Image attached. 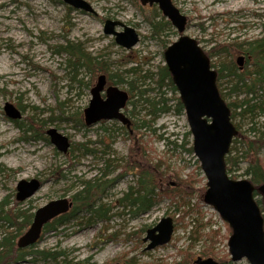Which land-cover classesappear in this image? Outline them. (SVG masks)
<instances>
[{
  "label": "rangeland",
  "instance_id": "rangeland-1",
  "mask_svg": "<svg viewBox=\"0 0 264 264\" xmlns=\"http://www.w3.org/2000/svg\"><path fill=\"white\" fill-rule=\"evenodd\" d=\"M85 1L93 4L98 16L70 9L64 0H0V212L1 205L5 204L4 213L14 210L34 215L52 201L63 198L71 201L81 181L101 177L106 161L116 160L118 168L107 178L113 183L101 197L111 210L110 220L91 224L82 220V225L81 221L74 222L59 231L48 232L28 252L65 253L63 259L68 264H174L184 259L193 264L199 257L213 258L223 264L231 261L230 227L214 208L204 203L199 192L191 194L179 211L176 201L165 197H160V202L149 213L136 217L119 207L118 201L130 186L137 184V176L126 164L133 139L119 122L83 127L76 119L85 124L84 111L91 101V89L102 74L116 75L114 81H118V76L126 82L140 78L143 82L140 87L154 88L159 68L165 66L164 53L179 35L172 24L161 35L152 32V26L159 24L155 16V11L159 12L157 6L143 7L139 0ZM172 1L188 20L186 35L194 38L205 53L232 43L235 37L249 42L264 35V0ZM107 20L136 29L140 43L130 51L123 49L114 37L105 34ZM117 30L124 31L123 28ZM67 44L80 47L89 57L88 66H74V61L63 50ZM209 58L218 71L224 63H236L239 56L213 54ZM230 80L222 81L226 102L241 103L244 96L231 93L234 85ZM119 86L129 89L127 85ZM259 96L258 104L264 102V91ZM178 97L179 93L176 96L170 93L169 105H176ZM8 103L22 112V120L18 122L26 124V120L31 119L34 129H20L16 121L10 120L4 111ZM143 109H137L136 117L126 112L132 123L144 118ZM62 113L65 118L75 120H64ZM234 123L241 134L252 139L254 134L249 130L254 123H257L258 131L264 132V114L256 117L254 122L248 116H237ZM51 128L69 139L71 149L68 154L58 152L50 142L47 131ZM187 132L186 113L172 110L160 116L153 128L139 131L136 140L141 139L146 144L151 159L162 161L163 171L183 183L192 184L193 181L194 188L199 191L207 186L200 163L180 147ZM173 141L178 146L168 147L167 143ZM237 148L239 152H234L233 157L240 158L239 165H229L228 169H232L229 175L238 181L251 182L246 176L250 159L247 162L244 156L241 159V144ZM259 158L264 161V149ZM32 179L43 183L41 191L26 202H18V184ZM171 179L170 183H175ZM253 185L255 200L264 215L263 195L257 191L259 186ZM186 212L189 214L185 220L178 221ZM166 217H171L175 223L172 241L147 251L148 243H144L147 231ZM17 229V225L13 227L0 221V242ZM28 229L23 230L16 243ZM211 235L215 241L212 249L207 238ZM30 259L26 258L22 264H29ZM37 264L53 263L39 259ZM231 264L250 263L244 259L231 261Z\"/></svg>",
  "mask_w": 264,
  "mask_h": 264
},
{
  "label": "water",
  "instance_id": "water-1",
  "mask_svg": "<svg viewBox=\"0 0 264 264\" xmlns=\"http://www.w3.org/2000/svg\"><path fill=\"white\" fill-rule=\"evenodd\" d=\"M75 10L95 15L93 7L85 0H64ZM143 6L158 5L181 36L165 52L167 68L173 78L185 109L189 130L193 138V151L200 162L201 170L207 181L204 203L214 208L222 220L232 230L228 242L232 262L246 259L250 264H264V215L255 200V187L248 180H233L228 175L226 158L228 157L238 131L232 123V112L222 97L217 85L218 74L211 68V63L198 42L185 35L187 18L181 14L172 0H140ZM123 27L119 33L116 27ZM106 35L116 37V42L123 48L132 49L139 42L135 30L119 22L107 21ZM243 67L244 58L237 60ZM107 79L101 76L92 89V100L84 111L86 127L101 122L116 121L131 129L132 122L125 114L130 99L127 92L117 87L106 91L102 98ZM5 115L12 121L22 120V112L8 103ZM50 142L58 152L68 154L71 149L69 139L57 129L47 131ZM43 185L40 180L21 181L17 186L18 202L23 203L33 198ZM264 198V184L258 188ZM72 201L63 198L52 201L36 211L30 229L19 239V249H27L39 244L46 225L63 216L72 209ZM175 223L171 217L162 219L159 224L147 231L144 243L147 251H152L172 241ZM83 264V263H72ZM194 264H220L213 258H198Z\"/></svg>",
  "mask_w": 264,
  "mask_h": 264
},
{
  "label": "trees",
  "instance_id": "trees-1",
  "mask_svg": "<svg viewBox=\"0 0 264 264\" xmlns=\"http://www.w3.org/2000/svg\"><path fill=\"white\" fill-rule=\"evenodd\" d=\"M157 27L164 30L170 29L171 24L166 22L165 24H158ZM232 41L233 42L230 44L215 47L211 52L206 54L209 57L213 56V54L215 56H246L247 67L242 70V72L239 71V67L235 62L231 61L228 64L224 63L218 70L217 85L222 97L226 100L222 91V81L227 78L233 80L234 86L232 87L231 93L234 92L238 95H243L244 98L241 103H228L232 112V120L234 121L237 116H248V118L254 122L255 118L261 116L262 112H264L262 107L264 102L261 101L260 104L257 102L261 98L259 93L264 91V58L262 59L260 56L257 57V51L260 48H264V38L262 40L246 42L241 41V37H235ZM247 46L250 48L245 49ZM63 50L74 61L75 67L82 66V64L88 66L89 57L84 54L80 47L67 44ZM211 65L212 68H215L213 64ZM115 77L117 76H109V83L112 82L114 85H127L129 87L130 101L128 106L132 107L130 115L136 117L137 109L139 107H143L145 112V116L141 121L132 123L131 130H128L126 127L123 128L125 130L127 129V135L133 139V144L130 148L126 164L127 169L131 170L132 173L137 176V184L136 186H130L129 191L118 201L119 207H124L132 216L136 217L143 213H149L160 202V197L169 199L173 198L176 201L175 204L178 207V211L181 207L186 205V199L191 194L193 195L195 192H199L202 198L207 190L206 186L197 191L194 188L193 181L192 184H188L183 183L178 177H176V179L171 177L168 172L162 170V161L155 162L149 157L146 144H144L141 139L139 141L136 140L139 131L153 128L160 116L171 111L168 95L172 93L176 96L177 88L173 83V78L167 66L159 68L154 88L151 86H147L146 88L140 87L139 84L143 86V82L140 81V78L126 82L121 76H118V81H114ZM148 77L149 76H147V78ZM176 107L177 112H184V107L179 98H176ZM62 115L64 116V120L68 122L72 120V117H66L68 118L66 119L65 113H62ZM77 120L78 119H76L77 124L85 127V124L82 123L81 119L79 121ZM32 121L33 120L28 119L26 120V124H21L16 121V125L20 129L27 127L28 129L26 131H29L34 129ZM52 121L53 120H51V122ZM254 125L255 126L249 130L250 134H254L253 139L250 138L249 135L244 136L239 132L238 136L233 141L229 156L226 158V163L227 167L231 164H233V166L239 165L240 158L233 157V153L239 152L237 145L241 144L243 149L241 159L243 158L242 156L246 158V162L250 159L246 176L250 177L253 184L260 187L264 184V161L259 158L261 150L264 149V132H260L256 129L257 123H254ZM257 133H259V135H257ZM191 139V133L187 132L180 147L184 149L185 152L194 155ZM169 145L178 146L176 141L167 143L168 147ZM82 147H84V145H82ZM75 149L72 150L75 151ZM86 151L88 153H93V151H89L88 149H86ZM116 162V160L106 161L101 177H95L88 181H81L78 185V191L72 196V209L69 213L60 216L53 222L49 223L44 229V234L51 231H59L74 222L81 221L80 223L82 225V220H85L86 224L109 221V213L111 210L102 202L101 197L113 183V180L107 178L118 168ZM119 162H122V160H119ZM228 173L231 174L232 169H228ZM232 178L236 179L235 177ZM170 179L174 180L175 183H170ZM4 205H1L2 210L0 212V221H5L13 227L17 225L18 229L15 233H9V235H6L0 242V264H22L25 262L26 258H31L29 264H37L39 259L53 264H61V262L63 264H68V262L63 259L66 257L65 253L52 252L51 250L28 252L19 249L16 239L25 228L31 226L34 215H27L26 213L19 211L14 212V210L4 213ZM188 214L189 212L183 213L178 221H184ZM18 220L22 221L18 223ZM228 230L231 232L230 228ZM207 238L211 241L210 249H212L215 241L213 240L212 235L207 236ZM174 264L190 263L187 259H184L181 262H176ZM224 264H231V261L228 260Z\"/></svg>",
  "mask_w": 264,
  "mask_h": 264
},
{
  "label": "bare ground",
  "instance_id": "bare-ground-1",
  "mask_svg": "<svg viewBox=\"0 0 264 264\" xmlns=\"http://www.w3.org/2000/svg\"><path fill=\"white\" fill-rule=\"evenodd\" d=\"M140 1V0H139ZM173 2V1H172ZM4 3H6V2H4ZM65 3V2H64ZM89 3V2H88ZM141 3V2H140ZM66 4V3H65ZM92 7H93V9L95 10V8H94V6H93V4H91V3H89ZM174 4V3H173ZM67 5V4H66ZM142 5V4H141ZM175 5V4H174ZM68 6V5H67ZM143 6V5H142ZM147 6H149V7H154V6H157L158 7V9H159V12L157 11H155V16L157 17L156 18V20L159 22V24H165L166 22H169L170 24H171V22L166 18V17H164V15H163V13H162V11L160 10V8H159V6L158 5H152V6H150V5H147ZM70 9H73V10H75L73 7H71V6H68ZM143 7H146V6H143ZM75 11H77V12H81V13H83V14H85V15H93V14H90V13H86V12H84V11H79V10H75ZM180 11V10H179ZM95 12H96V14L94 15V16H98V13H97V11L95 10ZM181 12V11H180ZM160 14H161V16L162 17H164L167 21H163L162 19V17L160 16ZM181 14H182V12H181ZM183 15V14H182ZM184 16V15H183ZM164 19V20H165ZM107 21H112V20H107ZM106 21V22H107ZM188 21V20H187ZM112 22H118V21H112ZM120 23V22H119ZM121 24H123V23H121ZM123 25H125V24H123ZM105 26H106V23H105ZM125 26H127V25H125ZM128 27H130V26H128ZM186 27H188V22H187V26ZM117 28H123V27H116V31L117 32H119L118 30H117ZM130 28H132V27H130ZM133 30H135L136 31V33L138 34V36H139V42H138V44L140 43V39H141V37H140V34L137 32V30L136 29H134V28H132ZM123 30H124V28H123ZM262 30L264 31V24L262 25ZM187 31V30H186ZM124 32V31H123ZM123 32H119V33H123ZM152 32L153 33H155V34H157V35H161V33L162 32H164V29H161L160 27L158 28L157 27V25H153L152 26ZM179 35V34H178ZM185 35H186V33H185ZM107 36H112V35H107ZM186 36H188V35H186ZM112 37H114L115 38V41H116V37L115 36H112ZM181 36L179 35V37H178V39L176 40V41H178L179 40V38H180ZM188 37H190V36H188ZM190 38H192V37H190ZM264 38V35H263V37L262 38H257V39H253V40H251V41H249V42H252V41H257V40H262ZM194 39V38H193ZM175 41V42H176ZM175 42H173V43H171L170 45H169V47L170 46H172ZM117 43V42H116ZM137 44V45H138ZM136 45V46H137ZM120 46V45H119ZM135 46V47H136ZM134 47V48H135ZM169 47H167V50H168V48ZM123 48V47H122ZM250 47L249 46H247L245 49H249ZM123 49H125V50H127V51H130V50H132V49H126V48H123ZM166 50V51H167ZM165 51V52H166ZM258 54V55H257ZM257 57L258 56H260V58H264V48H260L258 51H257ZM208 56V55H207ZM240 57H243L244 58V64H243V67H240L239 65H238V63H237V66L239 67V71L240 72H242V70H244V69H246V65H245V59H246V56L245 55H241V56H239V58ZM208 58H209V56H208ZM164 59H165V53H164ZM209 60H210V58H209ZM238 60V59H237ZM261 60V59H260ZM246 61H247V59H246ZM210 63H211V61H210ZM165 66H167L166 65V61H165ZM104 67V70H105V66H103ZM211 68H212V65H211ZM213 70H215L214 68H212ZM216 71V70H215ZM217 72V74H218V71H216ZM101 76H105L106 77V79H107V84H106V87H105V90L103 91V93H102V98L105 100L106 99V91H107V89L108 88H110V87H117V88H119L120 90H122V91H124V92H127L128 94H129V96H130V93H129V91H127V90H124V89H122L119 85H114L112 82L111 83H109V80H108V77L105 75V74H102V75H100L99 77H98V80H99V78L101 77ZM98 80H97V83H98ZM217 81H218V79H217ZM230 82H231V84L232 85H234V81L233 80H230ZM97 83L95 84V86L97 85ZM94 86V87H95ZM93 87V88H94ZM92 88V89H93ZM92 89H91V92H92ZM129 90V89H128ZM179 99H180V102L182 103V101H181V98H180V95H179V97H178ZM91 100H92V95H91ZM129 101H130V99H129ZM129 101H128V103H127V106H126V108H125V110H126V112H130V110L131 109H129V107L130 106H128V104H129ZM90 104V103H89ZM183 105V104H182ZM169 107L171 108V111L172 110H176L177 111V107H176V105H169ZM263 110H264V104H263ZM88 108V107H87ZM86 108V109H87ZM170 111V112H171ZM170 112H167V113H164L163 115H165V114H168V113H170ZM264 114V112H262V115ZM261 115V116H262ZM149 120V119H148ZM232 123L234 124V126H235V128L237 129V131H238V134H239V127L234 123V121L232 120ZM229 175V174H228ZM230 176V175H229ZM204 195H205V193H204ZM156 227V226H155ZM29 229H30V227H29ZM28 229V230H29ZM27 230V231H28ZM24 235V234H23ZM22 235V236H23ZM21 236V237H22ZM20 237V238H21ZM19 241V240H18ZM18 241H17V243H18ZM37 245H34V246H32V247H30V248H27V249H23L24 251H28V250H30V249H33V247L35 248Z\"/></svg>",
  "mask_w": 264,
  "mask_h": 264
},
{
  "label": "flooded vegetation",
  "instance_id": "flooded-vegetation-1",
  "mask_svg": "<svg viewBox=\"0 0 264 264\" xmlns=\"http://www.w3.org/2000/svg\"><path fill=\"white\" fill-rule=\"evenodd\" d=\"M246 63H247V61H246V59H245V65H246ZM42 183V182H41ZM42 185H43V183H42ZM89 264V263H88Z\"/></svg>",
  "mask_w": 264,
  "mask_h": 264
}]
</instances>
